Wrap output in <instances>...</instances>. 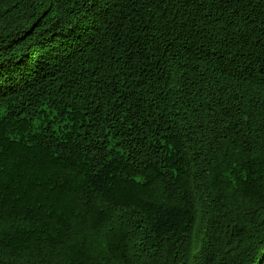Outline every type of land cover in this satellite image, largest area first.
Wrapping results in <instances>:
<instances>
[{
    "label": "trees",
    "instance_id": "16d2710c",
    "mask_svg": "<svg viewBox=\"0 0 264 264\" xmlns=\"http://www.w3.org/2000/svg\"><path fill=\"white\" fill-rule=\"evenodd\" d=\"M0 264H264V0H0Z\"/></svg>",
    "mask_w": 264,
    "mask_h": 264
}]
</instances>
